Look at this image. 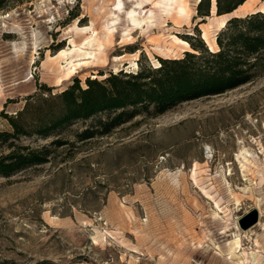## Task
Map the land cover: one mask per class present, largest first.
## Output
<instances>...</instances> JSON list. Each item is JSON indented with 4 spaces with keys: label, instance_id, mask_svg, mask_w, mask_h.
<instances>
[{
    "label": "rangeland",
    "instance_id": "374dc122",
    "mask_svg": "<svg viewBox=\"0 0 264 264\" xmlns=\"http://www.w3.org/2000/svg\"><path fill=\"white\" fill-rule=\"evenodd\" d=\"M136 1L0 0V130L10 128L2 111L22 109L40 84L58 93L76 78L85 87L88 77L160 66L194 51L184 37L199 23L217 51L230 18L264 12V0H247L218 16L212 0L200 22V0H138L135 10ZM62 51L83 63L69 76ZM92 122L22 138L69 143L0 177V264H264V74L78 140ZM254 209L258 222L243 229Z\"/></svg>",
    "mask_w": 264,
    "mask_h": 264
},
{
    "label": "trees",
    "instance_id": "16d2710c",
    "mask_svg": "<svg viewBox=\"0 0 264 264\" xmlns=\"http://www.w3.org/2000/svg\"><path fill=\"white\" fill-rule=\"evenodd\" d=\"M246 1L216 0V13L231 14ZM212 2L200 0L195 18L204 22L212 14ZM199 24L184 37L194 51H185L182 57H159L160 66L137 72L122 69L103 79L88 77L85 87L76 78L58 93L40 84L22 109L14 114L2 111L10 128L0 130V177L46 163L58 147L69 143L55 138L32 146L23 143V137L46 139L76 121L93 119L77 133L78 140L90 139L138 115H160L184 101L227 92L264 74V12L230 18L217 35V51L208 48Z\"/></svg>",
    "mask_w": 264,
    "mask_h": 264
},
{
    "label": "bare ground",
    "instance_id": "6f19581e",
    "mask_svg": "<svg viewBox=\"0 0 264 264\" xmlns=\"http://www.w3.org/2000/svg\"><path fill=\"white\" fill-rule=\"evenodd\" d=\"M136 3H137V7H136V9L135 10H138L139 9V7H140V3L138 2V0L136 1ZM119 6H121V4L119 3ZM111 10V9H110ZM134 14H135V12L133 13V16H134ZM136 25H138V26H140L141 27V25H142V23H143V20L142 21H138V20H136L135 19V22H134ZM130 25V24H129ZM97 36V35H96ZM98 44V43H97ZM77 48V47H76ZM70 54L71 53H69L68 51H62L60 54H59V56L61 57V59H62V61H63V63H65V65H63V66H61L60 68H63V70H62V72H64L65 74H68V76L71 74V73H75L76 72V70H77V68L79 67V66H81V65H83V63H82V61L81 62H73V61H70V58H69V56H70ZM95 59H97V57L95 56L94 57ZM94 59V60H95ZM72 76V75H71ZM70 78V77H69ZM244 152V151H243ZM241 156V158H240V162H242V160L244 159V160H246L247 159V156H248V154H247V151L246 152H244V153H242V154H240L238 157H240ZM250 160V159H249ZM242 164H244V163H242ZM246 164V163H245ZM248 164V163H247ZM244 166L245 165H242V168H244ZM247 167V166H246ZM243 190H245V188L243 189ZM240 241H241V239L240 238H237L236 240H235V242H234V246L232 247V249H231V253H234L235 252V250H236V248H237V246H239L240 245ZM246 260L248 261V259L246 258ZM239 264H244V262H239Z\"/></svg>",
    "mask_w": 264,
    "mask_h": 264
},
{
    "label": "water",
    "instance_id": "95a60500",
    "mask_svg": "<svg viewBox=\"0 0 264 264\" xmlns=\"http://www.w3.org/2000/svg\"><path fill=\"white\" fill-rule=\"evenodd\" d=\"M213 8V2H212ZM259 220V212L257 209H254L252 212L245 215L243 218L240 219V225L243 229H248L254 224H256Z\"/></svg>",
    "mask_w": 264,
    "mask_h": 264
},
{
    "label": "crops",
    "instance_id": "0c3cea01",
    "mask_svg": "<svg viewBox=\"0 0 264 264\" xmlns=\"http://www.w3.org/2000/svg\"><path fill=\"white\" fill-rule=\"evenodd\" d=\"M263 12V11H262Z\"/></svg>",
    "mask_w": 264,
    "mask_h": 264
}]
</instances>
